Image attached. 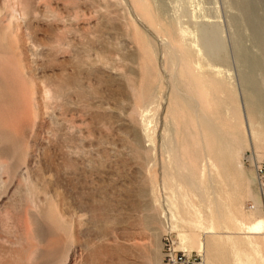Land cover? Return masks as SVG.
Returning a JSON list of instances; mask_svg holds the SVG:
<instances>
[{
    "label": "rangeland",
    "instance_id": "374dc122",
    "mask_svg": "<svg viewBox=\"0 0 264 264\" xmlns=\"http://www.w3.org/2000/svg\"><path fill=\"white\" fill-rule=\"evenodd\" d=\"M263 3L0 0V264H264Z\"/></svg>",
    "mask_w": 264,
    "mask_h": 264
},
{
    "label": "built area",
    "instance_id": "2783aa9c",
    "mask_svg": "<svg viewBox=\"0 0 264 264\" xmlns=\"http://www.w3.org/2000/svg\"><path fill=\"white\" fill-rule=\"evenodd\" d=\"M245 160L254 168L258 194L264 212V160L259 161L249 156H246ZM163 253V264H205L202 253L177 247L176 242L169 235L164 238Z\"/></svg>",
    "mask_w": 264,
    "mask_h": 264
},
{
    "label": "bare ground",
    "instance_id": "6f19581e",
    "mask_svg": "<svg viewBox=\"0 0 264 264\" xmlns=\"http://www.w3.org/2000/svg\"><path fill=\"white\" fill-rule=\"evenodd\" d=\"M185 33V35H187L188 34V31H185L184 32ZM169 43V42H168ZM170 45V44H169ZM194 99V98H193ZM197 102V101H196ZM236 140H234V142H235ZM254 159V158H253ZM255 159L256 160H259L260 161V159L257 157V155H256V157H255ZM253 161V160H252ZM241 167H242V165H241ZM244 167V166H243ZM231 169H233L234 170V172H235V175L233 176V174H232V176H233V179L236 181L237 180V182H238V184H240L239 185V187H240V189H243L244 191H245V187H246V175H245V173L244 172H242V171H240V170H238V169H236V167H235V165H234V160H233V158H228V159H226L225 160V172L227 173V174H229V171L231 170ZM233 172V173H234ZM231 174V173H230ZM231 176V175H230ZM256 180V179H255ZM256 184H257V182H256ZM260 198V197H259ZM262 205V203H261V199H260V206ZM262 207V206H261ZM203 257H204V262H205V264H206V259H205V256H204V254H203ZM163 263H164V261H163Z\"/></svg>",
    "mask_w": 264,
    "mask_h": 264
},
{
    "label": "crops",
    "instance_id": "0c3cea01",
    "mask_svg": "<svg viewBox=\"0 0 264 264\" xmlns=\"http://www.w3.org/2000/svg\"><path fill=\"white\" fill-rule=\"evenodd\" d=\"M258 1H261V2H264V0H258ZM264 4V3H263ZM264 6V5H263ZM261 48H264V44H261L260 45ZM229 75H230V72H229ZM255 79V80H264V73H258L257 75L255 76H248V75H243V76H232L230 75L229 79ZM253 171V170H252ZM254 173V172H253ZM254 177V180H255V176ZM252 184H253V188L255 189V191H257V184H256V181L253 182V180L251 181ZM242 192H244V190L242 189ZM259 196L258 194V191L256 192V195L255 196ZM261 210H262V207H261ZM262 214H263V211H262ZM254 216H255V220L252 222L254 224L255 227H260V231H262V235L260 236V239L262 240V242L264 243V224H260L258 218H257V214L254 213ZM261 225V226H259Z\"/></svg>",
    "mask_w": 264,
    "mask_h": 264
}]
</instances>
